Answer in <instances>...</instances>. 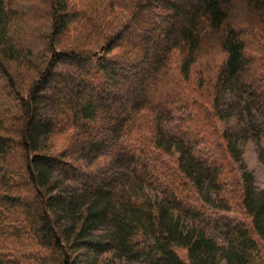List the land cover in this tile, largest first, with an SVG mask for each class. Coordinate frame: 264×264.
Returning a JSON list of instances; mask_svg holds the SVG:
<instances>
[{
	"label": "trees",
	"instance_id": "16d2710c",
	"mask_svg": "<svg viewBox=\"0 0 264 264\" xmlns=\"http://www.w3.org/2000/svg\"><path fill=\"white\" fill-rule=\"evenodd\" d=\"M251 138L264 0H0V264H264Z\"/></svg>",
	"mask_w": 264,
	"mask_h": 264
},
{
	"label": "rangeland",
	"instance_id": "374dc122",
	"mask_svg": "<svg viewBox=\"0 0 264 264\" xmlns=\"http://www.w3.org/2000/svg\"><path fill=\"white\" fill-rule=\"evenodd\" d=\"M59 69L65 75L72 70L70 67H67V65L64 63L60 64ZM64 74L58 75L59 76L58 82L60 84L59 88L52 91L54 88L53 87L52 89L49 90V93L51 91V93L54 95V98L58 97L63 89L65 88L71 89L73 86L72 83H69L72 81H70L69 79L67 80ZM53 103H54L53 100L50 101L47 98L46 104H45L46 107L40 111L39 118L43 120L42 122L51 123V121L54 119L53 110L55 109V107H53ZM56 111L57 110H54V113H56ZM228 125L229 127L231 126V128H233L237 125V123L232 121ZM62 137L63 135L59 136V138L56 137L57 141L55 139L56 143L54 144V146L57 149L62 148V146L64 145V140H62ZM54 146H53V149H54ZM242 148L244 151V165L247 167V169L252 171L255 177L256 187L259 189H264V161L262 160V155L264 153V144H259L254 140V138H251L243 142ZM53 151H56V150H53ZM91 156L92 155L87 156V157H91ZM55 174L58 175L60 181L63 179L62 178L63 174H61L59 171L55 172ZM214 234L216 235V238L219 240L220 243L224 242L223 236L219 231H215ZM75 252H76L75 253V261H76L75 264H89L90 259L93 257V254L91 253V251L87 250L86 248L78 249ZM120 264H143V263L131 261V262H122ZM221 264H225V261L223 260Z\"/></svg>",
	"mask_w": 264,
	"mask_h": 264
}]
</instances>
